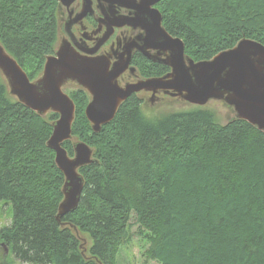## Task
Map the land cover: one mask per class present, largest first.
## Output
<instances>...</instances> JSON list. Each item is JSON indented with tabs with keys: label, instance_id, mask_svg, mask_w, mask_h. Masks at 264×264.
Instances as JSON below:
<instances>
[{
	"label": "trees",
	"instance_id": "16d2710c",
	"mask_svg": "<svg viewBox=\"0 0 264 264\" xmlns=\"http://www.w3.org/2000/svg\"><path fill=\"white\" fill-rule=\"evenodd\" d=\"M55 8V0H0V44L31 81L54 53ZM158 8L166 31L194 61L243 38L264 45V0H161ZM163 73L161 66L144 71ZM71 98L72 136L95 149L96 163L79 170V204L60 222L88 236L87 259L79 239L56 220L64 178L46 143L57 115L28 110L8 96L0 77V203L12 207L0 243L15 262L117 264L133 215L149 243L147 261L264 264L262 132L235 117L219 124L206 108L148 119L131 95L93 133L84 116L87 96ZM70 145L63 143L69 155Z\"/></svg>",
	"mask_w": 264,
	"mask_h": 264
},
{
	"label": "water",
	"instance_id": "95a60500",
	"mask_svg": "<svg viewBox=\"0 0 264 264\" xmlns=\"http://www.w3.org/2000/svg\"><path fill=\"white\" fill-rule=\"evenodd\" d=\"M70 1L58 0L63 5ZM116 2L120 6H129ZM158 2L160 0H140L135 7L134 17L116 26L143 28L147 36L145 43L159 54L152 60L170 69L161 77L122 86L119 78L128 69L130 45L120 54L117 62L110 65L107 57L80 54L67 41H63L52 55L46 57L41 74L31 81L0 44V77L8 96L40 117H46L49 113L57 115V119L51 123L52 131L46 143L53 151L54 163L64 178L56 220L61 228H69L78 239V229L60 220L75 211L79 204L85 183L79 170L96 163V159L93 157L94 150L80 141L72 143V158L63 148V143L73 138L75 119V105L63 92L67 84L76 85L88 94L90 99L84 116L93 133H99L104 125L110 123L131 95L146 92L150 93L151 103L158 99L157 95L196 107H203L209 101H221L233 110L236 119L247 122L264 134V45L243 38L232 48L220 51L209 60L194 61L185 55L184 42L162 28L161 15L152 8ZM97 49L79 50L84 54H93ZM161 53H164L163 60H160ZM83 243L79 249L87 259Z\"/></svg>",
	"mask_w": 264,
	"mask_h": 264
},
{
	"label": "flooded vegetation",
	"instance_id": "af4514ba",
	"mask_svg": "<svg viewBox=\"0 0 264 264\" xmlns=\"http://www.w3.org/2000/svg\"><path fill=\"white\" fill-rule=\"evenodd\" d=\"M55 1L56 44L67 41L80 54L107 57L110 65L117 62L120 54L124 53L128 45L132 47L128 69L119 78L121 85L161 77L170 71L165 64L152 60V57H158L159 54L149 47L150 44L145 43L147 36L143 28H134L129 25L116 26L121 21L131 20L134 17L135 7L140 0H126L125 2L123 0H72L67 5L61 4L58 0ZM116 1L123 2L130 7L120 6ZM160 2L152 8L159 10ZM158 12L161 15L160 10ZM161 26L166 30L162 24V15ZM96 47L98 49L93 54L88 52L84 54L79 50L82 48L91 51ZM160 56L161 59H159L163 60L164 53ZM154 66H161L164 73L158 76H145L146 68ZM139 94H143L144 98L138 97ZM133 95L143 101L146 95L150 96V93L140 92ZM160 96L157 95V98Z\"/></svg>",
	"mask_w": 264,
	"mask_h": 264
},
{
	"label": "rangeland",
	"instance_id": "374dc122",
	"mask_svg": "<svg viewBox=\"0 0 264 264\" xmlns=\"http://www.w3.org/2000/svg\"><path fill=\"white\" fill-rule=\"evenodd\" d=\"M58 44L55 45L54 50L56 49ZM40 74H41V72L39 73V75ZM36 78H34L33 80H35ZM2 82H3V80H2ZM63 92H64V94H66L70 98H71L72 94L79 95L80 93H84V95L87 96V103L90 99L88 94L85 91H83L82 89L78 88L76 85H73V84H67L63 88ZM81 95H83V94H81ZM138 97L144 98V95L139 94ZM149 97H150L149 95H146L145 96L146 99H144L143 100L144 102L142 101V104H141V112H142L143 116L148 118V119H153L155 117L161 116V115H163L165 113H169V112L189 111V110H193L195 108H206V109L210 110L215 115L216 121L219 124H225L229 120H231L232 118L235 117V113L233 112V110L221 101H209L203 107H196V106L187 104V103L179 101V100L171 99V98H169L167 96H163V95L160 96L157 100H154L153 103H151L149 100L150 99ZM50 114L51 113H49L47 116H49ZM72 137H73L72 140L69 141V143L71 144L70 146H71L72 154L71 155L68 154V156L71 158L73 157L72 143L79 142L77 137H75V136H72ZM90 148H92V147H90ZM92 149L95 152V149L94 148H92ZM93 156H94V154H93ZM11 218H12V207H11V205L5 206V204L0 203V228L9 225ZM130 224H131V227H130L131 240H130L129 244L121 250L120 255L117 259V264H157V263L152 262V261H147L145 258V252L149 246V243H148L147 239L144 237L145 234L144 233L140 234L139 227L135 223V218L133 215L130 217ZM79 238H80L79 239L80 244H82V242H84L83 243L84 245L82 247L85 249V255H87V250H89V248L91 246V242H90L88 236L85 234L79 233ZM2 257L4 259L6 258L9 264H21L20 262L14 261L12 255L9 251H7L5 253L4 245H2L0 243V261H1ZM23 264H28V263H23Z\"/></svg>",
	"mask_w": 264,
	"mask_h": 264
},
{
	"label": "bare ground",
	"instance_id": "6f19581e",
	"mask_svg": "<svg viewBox=\"0 0 264 264\" xmlns=\"http://www.w3.org/2000/svg\"><path fill=\"white\" fill-rule=\"evenodd\" d=\"M156 6V5H155ZM159 11V10H158ZM161 12V11H160ZM260 43V42H259ZM17 61V60H16ZM21 67V66H20ZM72 99V98H71ZM76 106V105H75ZM76 113V112H75Z\"/></svg>",
	"mask_w": 264,
	"mask_h": 264
}]
</instances>
